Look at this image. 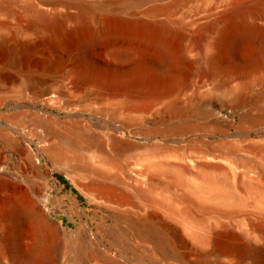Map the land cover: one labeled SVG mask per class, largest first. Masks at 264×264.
<instances>
[{
  "label": "bare ground",
  "instance_id": "1",
  "mask_svg": "<svg viewBox=\"0 0 264 264\" xmlns=\"http://www.w3.org/2000/svg\"><path fill=\"white\" fill-rule=\"evenodd\" d=\"M164 1L0 0V91L19 76L13 101H41L69 118L22 103L0 113L2 143L40 179L27 189L0 174V264L4 254L9 264H264V143L250 139L264 125V102L240 110L250 81L230 82L264 69V52L250 64L237 48L264 42V0H219L202 14L200 0ZM207 75L228 99L200 93ZM97 99L115 105L95 129L74 104ZM119 113L157 126L125 133ZM217 131L231 139L209 143ZM36 139L44 141L37 150ZM50 171L116 211L108 246L87 222L72 232L51 218Z\"/></svg>",
  "mask_w": 264,
  "mask_h": 264
},
{
  "label": "rangeland",
  "instance_id": "2",
  "mask_svg": "<svg viewBox=\"0 0 264 264\" xmlns=\"http://www.w3.org/2000/svg\"><path fill=\"white\" fill-rule=\"evenodd\" d=\"M168 0H165L166 2ZM219 2V0H200L197 3V7L195 10V13L202 14L205 11L213 8L216 6V4ZM191 14L186 17L188 20L189 17L195 15ZM177 16H180L179 13L176 14ZM189 27V26H188ZM195 44L191 45L192 48L198 49L201 47V37L200 35L195 34ZM255 40V41H254ZM239 52L238 57L242 61H246L245 63H252L254 64L256 58L263 54L264 52V42L258 39H249L240 41L238 43ZM243 48V50H242ZM192 57L194 56V52L190 54ZM97 58H100V54H96ZM9 62V61H8ZM260 71L259 74H249L246 76H240V78L233 77L230 82L231 84H240L249 82L250 86L247 91V103L244 104L240 110L244 111H251L252 113H255L252 108L255 106V104L263 103L264 102V82L263 81H257V77H262L264 75V69L258 68ZM201 85L202 87L199 88L200 93H202L207 99L213 100L215 102H221L223 100H226L229 98L228 94L223 95L219 92H216V90H213L212 87L214 86V79L210 78V76L201 77ZM255 80V81H254ZM19 83V76H15L12 81L9 82L7 89L0 91V95L5 96L4 102L5 105L0 107V113L8 114L12 111H14V107L17 106V103L25 104V106H35L37 107L39 113L48 115L49 113L53 115L56 119L60 121H67L69 118L67 116L66 110H59L56 107H47L45 106L41 101L33 102L30 100H20V101H13V94L11 92H8L12 87H14L16 84ZM73 98L75 100H78L79 92L72 93ZM78 96V97H77ZM111 100V99H110ZM83 102H78L74 104V107L76 110L80 113V116L78 119L83 120L84 122L87 121L89 124H93V128L97 129V125L99 123H102L103 121L102 117L104 115H108L110 112H114V105L115 102H111L104 99H97L93 102V104L90 107H86L82 104ZM19 108V107H18ZM17 108V109H18ZM107 109V112L105 110ZM16 109V110H17ZM22 109H27V107H23ZM80 109H84L83 111H80ZM91 111H94L98 114V116H92ZM6 112V113H5ZM0 114V123H3V120L1 117L3 116ZM131 115L133 117H136L135 119H128L125 120L124 113H119L118 116H114L116 120L120 122L126 123V129L124 130L125 133H130L137 131L140 126H149V127H155L157 126L156 123L150 120V118H146L144 120L139 119L135 114H127ZM129 117V116H128ZM236 126H238L239 117H235ZM108 128L111 127L110 125H106ZM112 128V127H111ZM7 131V130H5ZM237 129L233 128L231 132H236ZM209 143L214 144L218 143L220 141H228L231 139V137L227 136V134L223 133L222 131H217L214 134H210L206 137ZM136 141L141 143H148V144H154L157 142V139L151 138V139H144L140 136H137ZM250 139L257 141V143H264V125L256 128L250 136ZM30 141H25V143H28ZM187 141H181V144H185ZM31 146L33 149L37 150L38 145L44 144V141L42 140H33L31 143ZM230 144V142H229ZM40 156H42L40 154ZM263 161V160H260ZM43 167L45 169L52 170L53 167L50 164L48 160L45 158L43 159ZM26 161L22 157H17L16 154L13 152V150L4 145L2 143V138L0 136V174H10L16 176V179L22 186V188H29L30 186H34L35 188H38V182L40 181L39 176L35 172H29L27 170ZM134 175V174H133ZM59 176H62L67 180V184L63 183ZM138 180L140 182H144L146 180V177L142 175H136ZM48 179V197L47 201L44 203V208L50 211L51 218L53 219H60L63 221L65 227H67L69 230L76 231L80 225L84 222H87L92 233H94L97 237H99L102 241V247L108 246L109 241L111 239V235L116 234L119 231L116 211L113 209L107 207V206H98L95 203H92L86 194L80 190L75 184H73L68 178H66L63 174L57 171H50V176ZM84 210H87L84 212ZM4 253V252H3ZM6 253V252H5ZM7 255V254H6ZM5 254L3 255L4 261L8 263L7 258L5 259ZM124 256L128 259L133 260L136 256L135 253H128L124 254Z\"/></svg>",
  "mask_w": 264,
  "mask_h": 264
},
{
  "label": "trees",
  "instance_id": "3",
  "mask_svg": "<svg viewBox=\"0 0 264 264\" xmlns=\"http://www.w3.org/2000/svg\"><path fill=\"white\" fill-rule=\"evenodd\" d=\"M59 178L61 179V181L65 184H67V180L65 178H63L62 176H59Z\"/></svg>",
  "mask_w": 264,
  "mask_h": 264
}]
</instances>
